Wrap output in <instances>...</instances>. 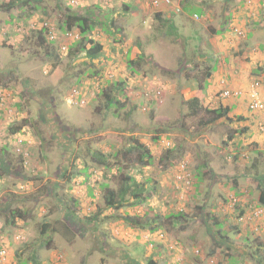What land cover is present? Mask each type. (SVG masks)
I'll return each instance as SVG.
<instances>
[{"label": "rangeland", "instance_id": "374dc122", "mask_svg": "<svg viewBox=\"0 0 264 264\" xmlns=\"http://www.w3.org/2000/svg\"><path fill=\"white\" fill-rule=\"evenodd\" d=\"M11 1L15 6L7 10ZM58 1L43 0L44 9L32 13L17 0H0V264H264V110L251 114L247 96H220L226 89L248 95L258 82L264 103V0L227 6L190 0V8L208 9L202 18L193 17L202 9L174 14L152 0ZM181 1L174 5L180 8ZM124 4L132 10L125 12ZM94 5L115 27H96L103 58L93 65L84 58L70 63L58 41L48 57L36 38L39 21L59 26L66 7L83 14ZM158 12L171 14L160 20ZM130 60L138 62L135 74ZM114 83L124 84L122 92L110 93L120 104L107 111L105 98L95 97ZM198 84L202 108L191 116ZM75 88L79 95L70 101ZM220 105L243 121L205 125L208 110ZM16 126L19 135L10 133ZM130 137L150 150L153 161L146 167L126 158L118 163L144 184L147 200L106 208L100 186L118 190L119 175L96 166L87 146L112 160ZM180 170L191 175L188 187L177 177ZM239 206L248 219L236 218ZM11 208L25 216L12 219ZM178 211L176 221L171 216ZM125 214L142 216L147 226L131 228ZM157 216L161 226L150 232Z\"/></svg>", "mask_w": 264, "mask_h": 264}, {"label": "trees", "instance_id": "16d2710c", "mask_svg": "<svg viewBox=\"0 0 264 264\" xmlns=\"http://www.w3.org/2000/svg\"><path fill=\"white\" fill-rule=\"evenodd\" d=\"M43 0H17V2H21L22 6L28 5L30 11H32V13L37 12L38 10H43V8H41V2ZM58 1V0H55ZM184 1V2H183ZM181 1V4L179 2V4L181 5L180 8H176L174 5L176 3V0L172 1V5H162L165 10L166 7L167 8H172L174 14H178V13H185L187 14L189 10H200L203 8V6L199 5H194L193 8H190L191 6V2L190 0H183ZM221 2H223L222 4L225 6H227L228 3L231 2V0H221ZM59 3V1L57 2V4ZM13 6H15L14 1H11L10 3H7L6 6H4L5 8H7V10H9L10 8H12ZM67 8V13L65 16V19L62 21V23L58 26V25H51L52 22H50L47 18V21H44L43 19L39 21L40 25H39V29L37 30V39L40 43L41 47H44V49L46 50L47 56H55L54 53H50L51 51V42L53 41H58L59 46H58V50H59V54L61 55L62 52V47H66L65 52L69 54V61L70 63L73 62L75 59H79V58H84L85 62L89 63L90 65H93V63L95 61H99L101 58H103V52H104V46L103 43L98 41L97 39H95L94 35L96 34V27L97 25H101L102 27H112L115 29L114 24L112 22V20L109 18H107V16H105L104 18L102 17V14H104L102 7L98 6V5H94L93 8L87 10L85 13H74V12H70L69 11V7ZM57 9L61 10L62 9V5H57ZM207 9V8H206ZM205 8L202 9V11H200V15L198 14V16L196 14H193V17L195 18H202L206 15V10ZM100 12H98V11ZM123 10L125 12H127V10H132V7L128 4V5H123ZM169 13L171 14V12H158L156 13L155 17L157 19H162L163 15H166L167 18H169ZM27 17V16H26ZM166 17H163L164 20ZM99 18H101L99 20ZM28 20V19H27ZM168 21V20H165ZM35 24V23H34ZM104 30V29H103ZM122 30V29H121ZM120 29L116 28V32H121ZM115 32V31H113ZM62 34V37H60V35L58 34ZM67 33H72L73 37H72V41L69 44V38H66L65 35ZM54 36V38L51 40L50 36ZM74 36H77V38H74ZM61 39H66L67 40V45L64 44L63 42L61 43ZM132 65H138L137 61H128V69L132 72V73H136V68L132 67ZM55 67V66H53ZM207 77L211 76L210 72H207L205 74ZM107 82H111L110 79H107ZM199 88L197 90L196 95L194 96V98H192L189 101V106L191 108V112L190 115L191 116H196L199 111H201L202 106L201 104V97L203 95V91L204 88L201 87L200 84H198ZM124 87L123 83H114L113 86H111V88L109 89H102L98 92V96L95 97V100L97 98L100 97H104L105 98V105H104V109L109 111L113 106H115V104H120L119 99L116 96H111L110 93H112V88L116 89V93L118 92H122V88ZM76 91L77 94L74 95L73 91ZM79 95V91L78 89H73L70 96H73V100H76V96ZM1 100V98H0ZM83 100V99H82ZM94 100V99H92ZM3 103V101H1ZM1 103V105H2ZM247 105L250 103L249 99L246 102ZM124 104H122L121 107H123ZM19 107V106H18ZM17 107V108H18ZM20 108V107H19ZM200 108V109H199ZM232 107H223V106H218L217 108L208 110V114L210 115V119H207V121H205V125L207 124H211L213 122H218V121H225V122H232V118H234L237 121H243L242 117H230L229 113L231 111ZM251 114H253V112L249 111ZM114 116H116V113H113ZM25 122V121H23ZM204 125V123H202ZM20 130L21 127L20 126H16L13 127L12 129H10V133L11 134H20ZM247 128H243L242 132L246 131ZM22 131V130H21ZM230 139H233V136L230 135L229 137ZM154 140H158L159 141V137L156 136L154 138ZM25 142L22 141L21 144H24ZM125 147H123L121 150L115 151L112 153L111 157L112 160H109V157L107 155H105L104 153H102L101 151H95L93 149H91L90 147L87 146V152L91 154L92 158H93V162L95 163L96 166L100 167L103 170L108 171L109 173L112 172L114 169L117 170L118 173V178H119V182H120V187L118 188V190H111L108 187L107 184H101L100 188H104L105 193H104V202L106 205V208H111L114 210H119L123 207H129V206H134V204H142L144 203L147 198L143 197L142 192L145 190L144 189V184H139L136 179L128 174H124L123 173V169L122 167L119 165L118 162H122V159L126 158V160H128V162H134L135 164H139L140 166L146 167L151 165L152 161H153V157H152V153L150 152V150L143 144L141 143L138 139H136L135 137H130L128 138L127 142L124 144ZM174 149H168L167 154H171L173 153ZM166 154V156H167ZM135 156V160L131 159L130 156ZM115 161H114V160ZM114 164H117L118 167H116ZM114 165V166H113ZM113 166V167H112ZM187 166V165H186ZM237 168H239V166L237 165ZM122 169V170H121ZM200 170V169H199ZM82 172L84 173L85 177L88 178L90 175L92 176V173H89V169L88 167L85 165L83 167ZM200 174V173H199ZM202 179L201 178H197V183H201ZM264 182V181H263ZM237 184L236 181L232 179V187L236 188ZM150 195L152 194V190H150V192H148ZM89 195L92 196L91 192H89ZM259 201H261L262 203L264 202V192L260 193L259 196ZM238 214H237V219H239V221H244V219H248L247 216H245V210L244 207H238L237 208ZM10 216L12 219H22L25 216V212L17 209V208H11L10 210ZM181 212L178 211L177 214L178 215H172L171 217L173 219L179 220L182 218V215L180 214ZM76 214V213H75ZM74 216V214H73ZM75 217V216H74ZM156 218V219H155ZM166 219H168L167 217H165ZM155 220L151 221L150 225L151 228L149 229L150 232H155L156 230H158L161 226V218L159 216L154 217ZM123 220L131 227V228H135V229H144L147 225L144 223V218L142 216L139 215H133L131 216L130 214H125L123 217ZM212 221L216 226H220V221H219V216L218 215H214L212 217ZM159 222V223H158ZM64 226V225H62ZM48 227H44L41 230V234H45V229H47ZM70 229H65L66 232H70ZM50 243V240H43L42 244H45L46 246ZM24 263L26 264V261H24ZM35 263V261H34ZM148 264H156L153 261H149L148 260ZM261 264V263H259Z\"/></svg>", "mask_w": 264, "mask_h": 264}, {"label": "built area", "instance_id": "2783aa9c", "mask_svg": "<svg viewBox=\"0 0 264 264\" xmlns=\"http://www.w3.org/2000/svg\"><path fill=\"white\" fill-rule=\"evenodd\" d=\"M173 0H152V4L156 7H158L159 5H172ZM74 2V1H72ZM176 8H178V6H175ZM237 34L242 35V33L240 31H237ZM66 38H72L73 35L72 33H67L65 35ZM54 38V36H50V39L52 40ZM74 38H77V36H74ZM62 52H65L66 47H62ZM259 87V83L256 82L251 86V89L249 90L248 95L246 94L247 98L249 99L250 103L248 104L249 110L252 112H260L264 110V103L261 100V97L258 93V88ZM73 94L76 95L77 92L74 90ZM222 97H231L234 96L235 98H241L243 96H245V93L242 91H235V92H230V91H224L221 95ZM73 96L70 97V101H73ZM18 143H22V140L20 139L19 141H17ZM186 166V164H185ZM184 165H181V169H184L185 167ZM185 170H180L177 177L178 179L181 181V183L188 187L190 185L191 182V175L188 174Z\"/></svg>", "mask_w": 264, "mask_h": 264}, {"label": "clouds", "instance_id": "9594fccd", "mask_svg": "<svg viewBox=\"0 0 264 264\" xmlns=\"http://www.w3.org/2000/svg\"><path fill=\"white\" fill-rule=\"evenodd\" d=\"M224 91H230V92H235V90H230V89H226V90H223L222 91V93L224 92ZM241 91V90H240ZM222 93H220V96L222 95ZM245 93V96H246V92H244ZM244 97V96H243ZM243 97H241V98H243ZM221 98H234V99H237V100H242L241 98H235L234 96H231V97H222L221 96ZM247 109L249 110V107H248V105H247ZM252 112V111H251ZM261 112V111H260ZM2 252V251H1ZM0 252V253H1Z\"/></svg>", "mask_w": 264, "mask_h": 264}, {"label": "crops", "instance_id": "0c3cea01", "mask_svg": "<svg viewBox=\"0 0 264 264\" xmlns=\"http://www.w3.org/2000/svg\"><path fill=\"white\" fill-rule=\"evenodd\" d=\"M128 254H130V253H128ZM133 258V257H132ZM134 259V258H133ZM135 260V259H134ZM134 260H132V262H134L135 263V261Z\"/></svg>", "mask_w": 264, "mask_h": 264}]
</instances>
